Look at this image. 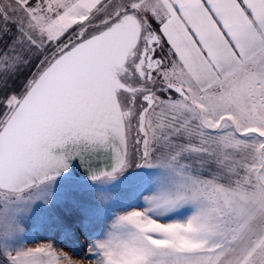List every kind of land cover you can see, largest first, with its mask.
<instances>
[{
  "label": "snow or ice",
  "instance_id": "1",
  "mask_svg": "<svg viewBox=\"0 0 264 264\" xmlns=\"http://www.w3.org/2000/svg\"><path fill=\"white\" fill-rule=\"evenodd\" d=\"M0 264H264V0H0Z\"/></svg>",
  "mask_w": 264,
  "mask_h": 264
}]
</instances>
